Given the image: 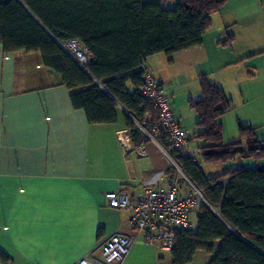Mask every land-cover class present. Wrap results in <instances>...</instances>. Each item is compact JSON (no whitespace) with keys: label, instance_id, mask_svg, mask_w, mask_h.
I'll return each instance as SVG.
<instances>
[{"label":"crops","instance_id":"1","mask_svg":"<svg viewBox=\"0 0 264 264\" xmlns=\"http://www.w3.org/2000/svg\"><path fill=\"white\" fill-rule=\"evenodd\" d=\"M161 3L165 8V0ZM229 9L212 17L202 45L172 57L156 54L146 61L166 83L188 133V155L195 159L202 142L193 137L198 116L189 100L202 98L201 79L206 77L227 94L245 70L248 78L257 79L264 69L241 65L248 57H264V47L256 48L264 37L255 27L244 34L245 41L236 27L229 31L235 25L233 7ZM230 32L234 41L223 46L220 40ZM80 91H70L44 65L40 53L6 54L0 44V250L11 264H77L114 234L136 235L129 224L131 211L110 208L107 195L121 189L140 195L157 182L171 183L174 176L170 169L175 166L163 146L151 138L123 150V135L129 134L126 116L131 118L124 108L117 110L116 123L90 124L85 111L72 105V93ZM254 93L264 98V70L250 96ZM242 123L256 128L264 140L263 121ZM260 166L264 162L238 158L222 166L225 171L219 175ZM215 246L217 250L219 244ZM212 257L198 251L190 264H209ZM94 264L106 263L97 258ZM121 264L174 263L171 251L139 241Z\"/></svg>","mask_w":264,"mask_h":264},{"label":"trees","instance_id":"2","mask_svg":"<svg viewBox=\"0 0 264 264\" xmlns=\"http://www.w3.org/2000/svg\"><path fill=\"white\" fill-rule=\"evenodd\" d=\"M175 2L174 8L165 9L161 0H0V44L6 54L40 53L70 91L81 89L72 93V105L85 111L90 124L116 123L117 110L124 108L131 116H126L131 142L139 147L150 139L137 124L154 135L151 122L156 118L141 94L142 65L156 54L172 57L202 45L212 17L228 0ZM73 41L87 49L84 68L62 48ZM233 41L227 34L220 43L231 46ZM200 93L202 98L190 99L189 105L198 116L193 137L202 142V161L264 162V140L256 128L240 123V139L224 140L222 118L233 109L224 89L204 77ZM157 141L206 199L195 230L176 233L173 263L190 264L198 251H205L213 256L209 264H264V166L207 178L195 158L168 146L163 137ZM11 263L0 250V264Z\"/></svg>","mask_w":264,"mask_h":264},{"label":"built area","instance_id":"3","mask_svg":"<svg viewBox=\"0 0 264 264\" xmlns=\"http://www.w3.org/2000/svg\"><path fill=\"white\" fill-rule=\"evenodd\" d=\"M62 48L84 68L87 63V49L83 44L73 41ZM141 70L143 72L141 94L156 112V118L151 122L154 135L143 126L142 131L155 142L159 143L157 138L163 137L168 146L182 149L188 154V133L176 115L166 83L157 78L146 64L142 65ZM121 145L123 150L131 147L129 134L123 135ZM162 148L176 166L169 153ZM139 152L140 155H145L142 149H139ZM107 201L112 209L131 211L129 224L136 235L114 234L81 258L77 264H94L97 258H101L106 264H121L139 241L160 246L164 250H173L178 231L195 230L196 216L205 198L189 179L174 176L171 183L157 182L147 186L140 195L123 189L111 192L107 195Z\"/></svg>","mask_w":264,"mask_h":264},{"label":"rangeland","instance_id":"4","mask_svg":"<svg viewBox=\"0 0 264 264\" xmlns=\"http://www.w3.org/2000/svg\"><path fill=\"white\" fill-rule=\"evenodd\" d=\"M164 5L165 9H172L175 7L176 2L174 0H165ZM232 7L233 11L231 15L233 16L232 20L235 25L231 26L230 29L228 28L229 31H233V28L236 27L240 37L245 41L244 34L246 32H251L253 30L252 27H255L257 33L264 37V10L262 9V7L264 8V0H228L222 10L224 12V10H228V8L232 9ZM231 9H229L230 12ZM230 34L233 35L231 32ZM261 47H264V41L256 44L257 49H260ZM245 64L247 67L251 66L249 69H251L252 66L263 68L264 57H260V55L251 56V58L248 57L241 62L242 66ZM242 68L247 69L245 67ZM263 70L264 69H262V73L260 74L261 78L260 76L259 78L257 77V79L252 76L248 78L247 75L249 74L247 70H245L244 73L246 75L242 74L237 81H232L231 90H228L226 95L231 99L233 109L222 118L223 135L226 142L240 139V123L242 122L259 123L260 121H263L264 125V98L259 99L255 93L253 96H250V94L252 95V92L257 90V87L261 83ZM151 121L152 119L150 118L148 122ZM169 152L170 150H168V153ZM196 160L207 177H215L225 171L222 167L224 165L222 164H206L202 161L201 157L196 158ZM231 163L232 162L229 164ZM171 174L181 179L184 178L177 169L176 172H172Z\"/></svg>","mask_w":264,"mask_h":264},{"label":"water","instance_id":"5","mask_svg":"<svg viewBox=\"0 0 264 264\" xmlns=\"http://www.w3.org/2000/svg\"><path fill=\"white\" fill-rule=\"evenodd\" d=\"M22 3V2H21ZM23 4V3H22ZM24 5V4H23ZM24 7L27 9V11L31 14V16L34 18V20L41 26V28L42 29H44V31L50 36V37H52L55 41H56V39L44 28V26L34 17V15L28 10V8L24 5ZM138 127L142 130V127H141V125H139L138 124ZM148 136V135H147ZM149 137V136H148ZM150 138V137H149ZM174 164L176 165V163L174 162ZM176 168H177V170H178V172L180 173V174H182L183 175V177H185V179H188L187 177H186V175L181 171V169L176 165L175 166ZM204 202H206V199H205V201ZM217 215L219 216V214L217 213Z\"/></svg>","mask_w":264,"mask_h":264}]
</instances>
